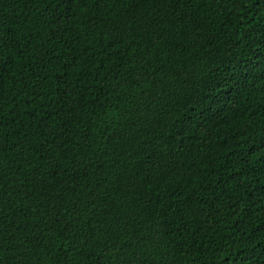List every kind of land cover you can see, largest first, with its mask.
Returning a JSON list of instances; mask_svg holds the SVG:
<instances>
[{"label":"trees","instance_id":"1","mask_svg":"<svg viewBox=\"0 0 264 264\" xmlns=\"http://www.w3.org/2000/svg\"><path fill=\"white\" fill-rule=\"evenodd\" d=\"M0 264H264V0H0Z\"/></svg>","mask_w":264,"mask_h":264}]
</instances>
